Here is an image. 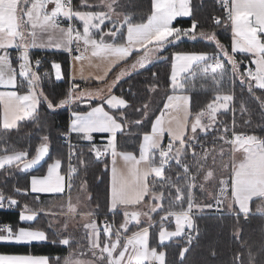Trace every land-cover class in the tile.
<instances>
[{"label":"snow or ice","instance_id":"1","mask_svg":"<svg viewBox=\"0 0 264 264\" xmlns=\"http://www.w3.org/2000/svg\"><path fill=\"white\" fill-rule=\"evenodd\" d=\"M220 2L226 14L225 18L214 17L213 20L217 26H230L231 52L214 32L200 29L199 21L194 17L193 0H151L150 14L146 21L141 22H133L130 14L120 11V0H99V4L81 0V8L85 10L74 8L72 0H0V88L5 89L0 91V130L7 133L17 129L21 121L36 120L39 108L43 105L55 113L57 109L83 100L89 104L90 110L73 111L68 132L61 135L68 137L70 133H76L82 140L88 141V152L93 155L95 162H100L108 155L112 157L108 203L110 212L123 209V220L118 226L105 220L101 228L93 218L94 210L78 212L79 197L77 204L72 203L71 192L75 186V177L79 175L81 166L86 169L88 165L87 154L78 150L75 145H68L70 151L65 174H62V161L56 159L49 164L47 175L31 178L32 193L67 195V211L61 215L73 218L81 215L89 218L83 224V229L87 252L92 259H74L70 253L63 259V264H166V253L158 251V247L165 241L183 238L185 235L191 244L196 212L213 208V203L199 202L195 190H204L207 183L216 179L214 167L217 165V157L220 160L219 166L228 172L226 179L222 176L218 180L219 194L212 196L217 207L223 205L224 200L221 197L229 187L231 196L228 199V208L237 216L244 214L247 218L251 211L250 202L254 198L264 202V137L237 133L234 130V92L222 90L234 78H238L241 85L247 84L249 92L253 87L264 90V0ZM49 5L52 7L49 8ZM178 17H191V25L187 28L175 26L174 21ZM61 18L67 20L66 27L62 25ZM76 21L80 22L82 30L76 25ZM185 38L212 42L215 44V51L211 54L196 51L173 52L169 76V87L173 94L167 95L160 115L151 120L150 103H144L142 107L135 109L137 113H142L140 119L129 121L127 109L131 107L130 101L122 95L112 94L113 88L133 71L145 69L154 60L164 59L163 52L170 45H176ZM36 47L62 49L70 55L75 51L79 53L73 55L76 62L87 59L85 54L89 52L91 57L102 58L115 66L121 61L126 63L133 55L136 59L130 66L122 68L110 83H106L105 88L79 89L73 84L67 94L57 101L54 97L50 98L41 87V60H33L30 53V49ZM10 49L17 54L15 63L18 65V72L14 67ZM236 54L251 57L250 63L255 68L249 67L241 72ZM52 69L56 80H61V65L53 63ZM110 71L111 68L95 79L104 82ZM197 72L212 74L216 94L206 109H201L192 118L190 97L184 93L192 87L189 77H194ZM152 75L156 77L157 73ZM25 87L26 91L21 94L20 89ZM157 87L158 85L153 84L151 90L154 91ZM92 100H99L100 103L91 106ZM104 105L111 111L105 110ZM261 107L264 108V101H261ZM229 111L233 112L232 127L218 119ZM240 111H246L244 103H241ZM149 120L151 130L142 135L139 156L133 152L119 151L118 134L126 133L130 124L142 125ZM210 132H215L211 147L200 142V134L207 135ZM94 133H106L107 143L98 146L92 142ZM165 133L169 139L166 146L162 144ZM49 141V135H43L34 154L30 151L9 152L6 146H0V169L13 165L20 171L33 169L49 155ZM0 142H3V137H0ZM236 152H242L243 159L237 161ZM118 157L125 162L126 171L117 167ZM189 158L194 163H190ZM209 158L213 167L208 166ZM74 160L78 163L74 164ZM173 161L177 169L175 179L168 174L173 168ZM152 177L155 179L150 181ZM86 188V183L81 184L82 190L86 191ZM173 189L174 204L165 210L161 201L166 195L171 197ZM16 191L19 193L22 190L17 188ZM146 196L151 197L147 202L148 210H136V206L141 205ZM18 204L16 199L6 197L0 192V209L15 208ZM177 206L179 210H175ZM234 206L238 208V213L234 211ZM157 210L164 213L160 217V244L150 247L149 228L154 223L151 214ZM45 211L44 208L33 209L25 205L19 212L21 226H0V243L30 245L36 242L69 247L76 243L80 246L71 234H64L67 231V219L61 224L54 213L47 228L23 226L25 222L34 221L38 213ZM257 211H264V208L258 205ZM141 216L148 218L149 226L138 227ZM169 218L175 221L174 231L164 227V221ZM130 225L137 226L138 230L131 231ZM130 231L131 235H127ZM236 235L239 238V230ZM188 250L187 247L181 249V264ZM0 264L61 262L59 258L53 262L43 255L0 254ZM233 264H244L242 253L238 252L234 256ZM248 264H256L251 252Z\"/></svg>","mask_w":264,"mask_h":264},{"label":"trees","instance_id":"2","mask_svg":"<svg viewBox=\"0 0 264 264\" xmlns=\"http://www.w3.org/2000/svg\"><path fill=\"white\" fill-rule=\"evenodd\" d=\"M91 4H99V0H88ZM122 8L120 11L128 13L133 17V22L146 21L147 15L150 14L151 0H120ZM74 8L85 10L81 8V0H72ZM195 5L194 17L199 21L201 30L214 32L220 42L231 52V28L226 27L224 24L217 26L214 23L212 16L225 18L224 8L220 0H193ZM192 18H177L174 25L177 27H189ZM78 26V25H77ZM176 51L184 52H208L209 54L215 51V44L203 39L191 41L183 39L176 45H170L167 51L163 52L164 59L154 60L151 64L146 65L145 69L133 71L129 76L122 78L117 85L113 88L112 94L122 95L130 101L131 107L127 109V117L129 121L140 119L141 114L135 111L136 108L141 107L143 103L148 100V87L153 84L158 85V90L161 96L157 100L154 112L151 113V120L162 109L164 98L170 93L169 76L171 73V55ZM31 58L34 60L36 57H45L39 73L43 77L41 87L50 98H55L57 101L62 99L70 89L69 81V55L64 52H40L32 51ZM142 54V53H141ZM136 56L133 55L127 61L130 62ZM235 58L240 62L241 72L245 71L248 66L249 57L246 58L244 54H236ZM14 62V60H13ZM52 62H57L61 65V72L63 78L55 80L52 72ZM126 63V64H127ZM16 66L14 62V67ZM230 65H227L229 67ZM157 73L153 77L152 73ZM119 73L118 69H113L108 78L104 82L86 81L81 88H96L105 87L106 83H110L113 76ZM47 74V75H46ZM192 83L191 89L187 92L190 96V109L193 115L201 109H206L208 103L212 100L215 93V86L212 81V74L209 72L207 75L197 72L194 77H189ZM254 85V82H252ZM156 88V89H157ZM233 88V89H232ZM225 92H234L233 107H235V128L237 133H245L249 135H258L264 137V108L261 107V101H264V90L253 87L249 92L248 85H241L238 78H234L231 82L225 85L222 89ZM21 92L26 91V87L20 89ZM259 98V99H258ZM82 101H75L70 106L57 109L55 113L43 105L39 108L38 117L36 120H25L18 123V128L4 133L0 130V137H3V142L0 146H6L8 151H30L34 154L36 146L41 142V137L45 134L50 137V151L44 162L39 168L33 172H21L16 170V167H8L0 169V192L6 197L16 199L19 204L13 210L5 211L0 210V224L9 223L12 227L14 225H21L19 223L18 209L23 208L25 205L36 209V203L51 198H60V194H35L29 191V177L31 174H43L47 165L56 160L62 161V173L65 174L67 147L64 145V136L61 133H66L69 124V115L73 111H87L90 109L88 103H80ZM100 101L92 100L91 106L98 104ZM246 105V111H240V105ZM225 121L229 127H232L233 112L229 111L224 115ZM151 120L144 122L142 125L130 124L126 133L118 134L117 147L119 151L138 152V140L140 133L148 131V126ZM144 126H146L144 128ZM215 132L212 133V136ZM229 137L231 132H229ZM104 135H94V142L98 145V138ZM208 135L201 134L200 142L207 141ZM73 145L87 154L88 165L85 169L80 167L79 175L75 177L74 185L77 179L86 181L89 192L91 194L90 204L95 211L94 218L97 220L98 225L109 218V173L108 163L110 155L105 156L100 162H95L93 155L88 152L89 143L80 142L72 134L70 135ZM101 143V142H100ZM210 144V143H209ZM208 144V146H209ZM190 163L194 161L189 158ZM74 164L78 161L74 160ZM175 179V163L172 162ZM22 191L17 193L16 189ZM196 198L198 201L204 200L212 203L213 199L207 196H201V192L196 189ZM200 192V193H199ZM175 190H172V196L166 195L162 200V206L165 210L172 207L174 204ZM205 195V194H204ZM258 199H254L256 201ZM252 201V203L254 202ZM201 202V201H200ZM97 205L99 207L97 208ZM186 207V203L184 205ZM179 210V206L175 208ZM236 213H238L235 210ZM116 216L115 224H119L120 212H110ZM164 213L158 210L153 215V221L157 222L154 229H150L149 245L150 247H157L160 243L157 241V236L160 227V217ZM41 219H43L41 221ZM49 222L43 217L38 215L34 221L25 223L24 226L31 225L32 227L47 228ZM140 224L138 227H143ZM173 222H164V227L167 229L173 228ZM137 226L131 225V231H136ZM14 228V227H13ZM239 230V238H237V231ZM130 231V232H131ZM192 241L188 243L187 236L183 238H173L165 242L158 250L166 253V264H181L180 251L182 248L187 247L189 250L186 252L182 264H233L234 256L240 252L243 254L244 264H248L249 252L253 254L256 259V264H264V213H249L247 218L244 214L237 216L231 213H212L204 209L197 211L194 216V230L191 233ZM70 248L68 246H57L50 243H32L30 245H16L9 243H0V253L4 254H33L48 256L53 262L57 258L60 262L68 254Z\"/></svg>","mask_w":264,"mask_h":264},{"label":"crops","instance_id":"3","mask_svg":"<svg viewBox=\"0 0 264 264\" xmlns=\"http://www.w3.org/2000/svg\"><path fill=\"white\" fill-rule=\"evenodd\" d=\"M52 7V5H49V8H51ZM178 18H180V17H178ZM64 27H66V26H64ZM125 33H126V29H125ZM56 37H53V39H55ZM44 41L46 42L47 41V36L45 35L44 36ZM231 42H232V33H231ZM9 51H15V50H12V49H10ZM32 51H40V52H64V53H67L68 55H69V81H70V88L72 87V85L73 84H75V85H77L78 86V88L79 89H82L81 88V86L86 82V81H90V82H92V81H95V82H101V81H98V80H96L95 79V77H97V76H100V75H103L106 71H108L110 68L113 70V69H118V72H120V70L122 69V68H125V67H128V66H130L134 61H135V59H136V57L135 58H133L130 62H128L127 63V61L131 58V57H129L128 59H127V61H126V63L125 62H123V61H121L120 63H119V65L118 66H115V65H111V64H109L107 61H105L104 59H102V58H99V57H91V55H90V52L89 53H86L85 55L87 56V59H85L83 62H76L74 59H73V55H76V54H72V55H70L68 52H66V51H64V50H62V49H56V48H52V47H36V48H33V49H30V52H32ZM53 63H57V62H52L51 63V65L53 64ZM250 67H252V66H250ZM19 71V69L17 68V72ZM52 72H53V69H52ZM112 71H110L109 72V74H108V76L110 75V73H111ZM118 73H116L115 74V77H116V75H117ZM54 75V74H53ZM108 76L106 77V79L108 78ZM54 79L56 80V78H55V76H54ZM105 87H106V85H105ZM105 87H96V88H89V89H97V88H105ZM85 89H88V88H85ZM3 90H5V89H3V88H0V91H3ZM21 94H23V92H21ZM171 94H173V92H172V90L170 89V93L168 94V95H171ZM184 94H187V95H189V93H184ZM190 97V96H189ZM84 99H86V98H84ZM167 100V95H166V97L164 98V102ZM82 101V100H81ZM96 101H99V100H96ZM80 103H85V102H80ZM100 102H98V104H99ZM97 105V104H96ZM96 105H94V106H96ZM104 107H105V110H109L108 108H107V105H104ZM189 108H190V102H189ZM88 110H90V109H88ZM87 110V111H88ZM109 111H111V110H109ZM190 111H191V109H190ZM86 112V111H85ZM194 116L195 115H193V117L192 118H194ZM69 124H68V128H67V131L66 132H68V129H69V126H70V122H71V119H72V112L70 113V115H69ZM146 126H144V128H145ZM148 131H150L151 130V124L148 126ZM144 132H146V131H144V129H143V132H141L140 133V138H139V140H138V152L137 153H134L133 152V154L134 155H136V156H139V143L141 142V139H142V135H143V133ZM70 134H72L74 137H76L78 140H80V142H87V143H89L88 141H85V140H82L81 138H80V136L78 135V134H76V133H70ZM189 134H190V128H189ZM94 135H104V136H102V137H100V138H98V146H103V145H105L106 143H107V134L106 133H94L93 134V137H94ZM94 139V138H93ZM101 142V143H100ZM168 142H169V139H168V134L167 133H165L164 134V139L162 140V144L163 145H167L168 144ZM129 152V151H128ZM111 156V155H110ZM174 162V161H173ZM47 167H48V165H47ZM47 167H46V170H47ZM117 167L118 168H120L121 170H123V171H126L127 170V166H126V164H125V162L123 161V160H121L119 157L117 158ZM112 160H111V157H110V160H109V163H108V173H109V190H110V185H111V177H112ZM46 172V171H45ZM44 172V173H45ZM43 173V174H44ZM62 174H64V173H62ZM31 175H33V174H31ZM31 177V176H30ZM30 177H29V191L31 192V188H30V184H31V180H30ZM151 179H155L154 177H152V178H150V181H151ZM66 192H67V189H66ZM32 193V192H31ZM35 194H48V195H56V194H50V193H35ZM223 198V200H224V197H222ZM254 199H257V198H254ZM253 199V200H254ZM147 200V201H146ZM150 200V196H146L145 197V201H146V204H147V202ZM144 201V202H145ZM202 201H204V200H202ZM205 202V201H204ZM153 203H154V201H153ZM213 204L215 203V202H212ZM251 203V202H250ZM66 204L67 203H65V205H64V208L62 209L61 207H59L58 209H52L51 211H49L47 214H48V216H46V218H47V220H48V222H50V219H51V216H52V214L54 213V214H56V216H64V215H61V213H64V212H66L67 211V208H66ZM142 204H144V203H142ZM252 205V204H251ZM108 206H109V203H108ZM139 206V205H138ZM224 208H225V210L227 211L229 208H228V206L226 205V204H224L223 203V205H222ZM137 207V206H136ZM228 208V209H227ZM22 208H20V209H18V212H20V210H21ZM91 209V208H90ZM93 210V209H92ZM130 210V209H129ZM239 211L237 208H235V206H234V211ZM118 212H120V213H123V209H120V210H117ZM229 211V210H228ZM78 212H80V213H84V212H81L79 209H78ZM233 212V211H232ZM252 212H254V213H264V211H257V210H255L254 208H253V210L252 211H250V213H252ZM229 213V212H228ZM231 213V212H230ZM40 214H42L41 212L40 213H38V215H40ZM96 215V214H95ZM65 217V216H64ZM75 218L78 220V222L76 223L77 224V226L78 225H80V227H79V229H77L74 225H71L70 224V222H69V220L65 217L64 219H58L59 221H60V223L61 224H63V222H64V220L65 219H67V231L64 233L65 235H69V234H71L74 238H75V241H78L79 242V245L80 246H78V244H76V243H73L72 245H71V247H69L70 248V251L68 252V254L65 256V257H68L69 255H70V253H72L73 254V258L74 259H83L82 258V256L84 255V258H85V256L87 255V256H91V254L89 253V252H87V241H86V239H84V229H83V224L84 223H86V222H88L86 219H84L83 218V216H81V215H76L75 216ZM94 218V217H93ZM35 220V219H34ZM88 220H89V218H88ZM32 222V221H31ZM168 222H173V220L171 219V220H169ZM19 223H20V221H19ZM25 223H28V222H25ZM30 223V222H29ZM141 223L142 224H146V226H143V227H147V226H149V223L148 222H142L141 221ZM156 222L154 221V223L152 224V226L149 228V231H150V229H154L155 228V224ZM98 224V223H97ZM173 225H174V223H173ZM11 226V225H10ZM18 226H21V225H14L13 227L14 228H16V227H18ZM24 226V225H23ZM98 226H100L101 228H102V222H101V224L100 225H98ZM131 226V225H130ZM129 226V227H130ZM12 227V226H11ZM36 228H39V227H36ZM138 230V229H137ZM186 231V234H187V232H188V230L186 229L185 230ZM127 235H131V232H128L127 233ZM165 242H168V241H165ZM164 242V243H165ZM33 243H36V242H33ZM77 247H81L82 248V252H81V254H80V257H78L79 256V254H75V252H73V250L75 249V248H77ZM0 254H4V253H0ZM64 257V258H65ZM63 258V259H64ZM61 264H63V260L61 261Z\"/></svg>","mask_w":264,"mask_h":264},{"label":"rangeland","instance_id":"4","mask_svg":"<svg viewBox=\"0 0 264 264\" xmlns=\"http://www.w3.org/2000/svg\"><path fill=\"white\" fill-rule=\"evenodd\" d=\"M99 3V2H98ZM122 18V17H121ZM180 18H187V17H180ZM76 23V25H78V27H81L80 26V22H78V21H76L75 22ZM63 26H67V25H64L63 24ZM110 26V25H109ZM81 30H82V27H81ZM105 31H107V29H105ZM73 47H74V45H73ZM10 52V55H11V58H12V60H14V62L16 61V52L15 51H9ZM250 59H251V57H249V61H248V63H247V66L248 67H250V66H252L253 68H255V65H253V64H251L250 63ZM16 64V63H15ZM16 69L18 68V65L16 64ZM229 69L231 68V66H229L228 67ZM53 77L55 76V72H54V70H53ZM115 78V75L113 76V78H112V80ZM111 80V81H112ZM231 84H232V82H231ZM152 89V86L151 87H148V100L145 102V103H150V113H152V112H154V110H155V107H156V104H157V100L159 99V97L161 96V93H160V91L158 90V88L157 89H155L154 91L153 90H151ZM233 89V88H232ZM232 91V90H231ZM233 92V91H232ZM214 97H215V95L214 96H212V99L211 100H213L214 99ZM144 104V103H143ZM142 104V105H143ZM164 104V103H163ZM142 105H141V107H142ZM70 106V105H69ZM162 108H163V106H162ZM141 115H142V113H140ZM157 115H160V111H159V113H157ZM156 115V116H157ZM155 116V117H156ZM155 117H154V119H155ZM224 117L225 116H220L218 119H220V120H223L224 119ZM153 119V120H154ZM212 133L213 132H210V133H208L207 135L208 136H205V137H207V138H209L206 142H208L207 143V145L209 144V147H211V142H212V140H213V138H214V136H212ZM201 135V134H200ZM231 137V136H230ZM71 139V138H70ZM225 147H230V146H225ZM111 157V156H110ZM225 159H228V157H225ZM235 159L237 160V161H239V160H241V159H243V153L242 152H236L235 153ZM111 160H112V157H111ZM55 161V160H54ZM54 161H52V162H50L49 164H52ZM49 164H48V166H49ZM219 164H220V160H219V157H217V165L214 167V170H215V173H216V179L215 180H212V181H210L209 183H207L206 184V187H205V189L204 190H200L199 188H197L198 189V191H200L199 193L201 194V196H207V197H211V196H213V194H216V195H218L219 194V187H218V180L223 176V178H227V175H228V172H227V170H224V169H222L220 166H219ZM67 165H68V155H66V165H65V173L67 172ZM208 166L209 167H213L212 166V161H211V159L209 158V160H208ZM13 167L15 168V165H13ZM16 170H18L17 168H16ZM19 171V170H18ZM46 172L44 173V174H33V175H31V177H30V180H31V178H32V176H45V175H47V173H48V167H47V170H45ZM172 171V170H171ZM171 171H170V173H171ZM172 173H174L173 171H172ZM169 175H171V174H169ZM172 177H173V174H172ZM77 185H75L74 186V188H73V190H72V192H71V198H72V203L73 204H77V197H79V203H78V205H77V207H78V209L81 211V212H87V211H89V209L91 208V209H93V207H92V205L90 204V202H89V197L91 198V194H90V192H89V189H88V186H87V182L86 181H80L79 182V179H77L76 180V182H75ZM83 183H86V186H87V188H86V191L85 190H82L81 189V184H83ZM30 188H31V184H30ZM157 190H159V185H157ZM196 191V190H195ZM67 193V192H66ZM195 194H196V192H195ZM205 194V195H204ZM230 196H231V191H230V187H229V189L227 190V192L224 194V204H226L227 206H228V199L230 198ZM222 198V197H221ZM67 199H68V197H67V195L66 194H64V195H62V196H60V198H51V199H46V200H44V201H39V202H37L36 203V205H37V207H35L36 209H39V208H44L46 211L45 212H41L42 214H40V216H43L46 220H47V218H46V216H48V212L49 211H51L52 209H58L59 207H61V205L63 204V205H65V203H67ZM150 199H151V197H150ZM223 199V198H222ZM147 201V200H146ZM146 201L145 202H143L144 204H141V205H139V206H137L136 207V210H140V211H147L148 210V208H147V204H146ZM201 201V203H208V202H204V201H202V200H200ZM199 201V202H200ZM254 201V200H253ZM212 202H215L214 200L212 201ZM161 203H162V201H161ZM252 204V205H251ZM173 205V204H172ZM261 206L262 208H264V202H262L260 199H258V200H256V201H254L253 203H252V201H251V203H250V209H251V211L253 210V208L255 209V210H257V206ZM62 208V207H61ZM64 208V207H63ZM62 208V209H63ZM168 208H170V207H168ZM205 209H207V208H205ZM228 209V208H227ZM238 209V208H237ZM130 210H132V209H130ZM207 210H209L210 211V209H207ZM229 210V209H228ZM227 210V212L226 213H230V212H232V211H228ZM158 211V210H157ZM155 213H152L151 215H152V218H153V215H154ZM225 214V213H224ZM258 214V213H257ZM162 216V215H161ZM108 217L109 218H106V219H104V220H109V221H112V222H114V220L116 219V216L114 215V214H112V213H110L109 212V214H108ZM119 218H117V220H119V223L120 222H122V220H123V213H120V215L118 216ZM57 218L58 219H64L65 217L64 216H57ZM68 220H69V222H70V224L71 225H74L77 229H79V227H80V225H78L77 226V222H78V220L74 217H71V216H68V217H66ZM83 218L84 219H86L87 221H88V217H84L83 216ZM173 220V223H174V226H173V228L172 229H167V230H169V231H174L175 230V221H174V219L173 218H169V220ZM43 219H41V221H42ZM103 220V221H104ZM169 220H167V221H164V222H168ZM48 221V220H47ZM141 221L142 222H148L149 223V221H148V218L147 217H145V216H141ZM157 222H159V221H157ZM156 222V223H157ZM115 223V222H114ZM155 223V224H156ZM142 224V223H141ZM117 226H118V224H116ZM144 226H146V224H143ZM160 225V224H159ZM149 234H150V232H149ZM157 241H158V243H160L159 242V232H158V236H157ZM158 251H162V250H158ZM73 252H75V254H79V256L78 257H80V254H81V252H82V248L81 247H77V248H75L74 250H73ZM82 258L83 259H86V260H91L92 259V257L91 256H85V258H84V255L82 256Z\"/></svg>","mask_w":264,"mask_h":264},{"label":"built area","instance_id":"5","mask_svg":"<svg viewBox=\"0 0 264 264\" xmlns=\"http://www.w3.org/2000/svg\"><path fill=\"white\" fill-rule=\"evenodd\" d=\"M223 7V6H222ZM215 16H212V18H214ZM61 23H62V25L64 24V25H67V20H65V19H63V18H61ZM75 47V46H74ZM73 47V48H74ZM73 54H79V53H76L75 51L73 52ZM35 59H39V60H41V64H42V62L44 61V59H45V57L43 56V57H36ZM34 59V60H35ZM41 64H40V66H41ZM39 66V67H40ZM34 67H35V65H34ZM249 68V67H248ZM251 68H253V67H251ZM254 69V68H253ZM67 133V132H66ZM70 135L71 134H69V136L68 137H65L64 136V139H63V142H64V145L67 147V150H68V152H67V155H68V153H69V151H70V149H69V147H68V145H69V143H71L72 145H73V143H72V141H71V139H70ZM203 143H206L207 144V142L206 141H203ZM197 151L199 152L200 151V149H199V147H197ZM104 158V157H103ZM102 158V159H103ZM14 208H4V209H0V210H5V211H10V210H13ZM210 211L212 212V213H226L227 211L225 210V208L223 207V206H220V207H217L216 205H215V203L213 204V208L212 209H210ZM105 221V220H104ZM103 221V222H104ZM108 222H112V221H109V220H107ZM103 222H102V227H103ZM112 223H114V222H112ZM2 225H9L10 226V224L9 223H2V224H0V226H2Z\"/></svg>","mask_w":264,"mask_h":264},{"label":"water","instance_id":"6","mask_svg":"<svg viewBox=\"0 0 264 264\" xmlns=\"http://www.w3.org/2000/svg\"><path fill=\"white\" fill-rule=\"evenodd\" d=\"M46 157H47V156H46ZM46 157H45V159H46ZM45 159H44V160H45ZM43 162H44V161H42L41 164H42ZM41 164L35 166L33 169H30V170H28V171H21V172H33V171H35L37 168H39V167L41 166Z\"/></svg>","mask_w":264,"mask_h":264},{"label":"bare ground","instance_id":"7","mask_svg":"<svg viewBox=\"0 0 264 264\" xmlns=\"http://www.w3.org/2000/svg\"><path fill=\"white\" fill-rule=\"evenodd\" d=\"M208 143V142H207ZM103 222V221H102Z\"/></svg>","mask_w":264,"mask_h":264}]
</instances>
